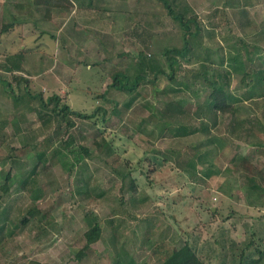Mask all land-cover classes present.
<instances>
[{
	"label": "rangeland",
	"instance_id": "374dc122",
	"mask_svg": "<svg viewBox=\"0 0 264 264\" xmlns=\"http://www.w3.org/2000/svg\"><path fill=\"white\" fill-rule=\"evenodd\" d=\"M227 1L174 2L177 9L180 3L190 5L204 28L190 38L174 81L158 76L156 85L168 92L157 96L150 83L130 92L108 86L116 70L132 78L140 72V53L164 64V49L183 44L182 28L161 0H98V12L84 21L75 13L77 3L69 10L45 9L35 0H0V226L5 223L0 264H111L120 246L133 264H155L152 247L159 242L188 243L206 264H231L250 230L264 235V131H258L264 95L243 98L248 87L242 82L243 70L264 59V0H236L231 9ZM102 7L114 10L106 13ZM16 55L24 60L11 72ZM211 66L232 71L230 92L241 98L244 117L259 118L253 126L234 130L231 115L218 114L215 121L204 117L206 111L196 115L198 99L204 101L209 89L185 84ZM13 74L29 78L28 88ZM40 92L44 98L59 94L78 111L105 107L109 121L71 117L76 126L66 132L65 121L57 128L54 113L45 111L39 96L33 98ZM170 99L168 110L162 109ZM180 108L185 122H207L208 130L173 136L169 113L177 115ZM39 113L50 123L45 125ZM69 136L74 141L66 149ZM104 138L113 153L97 146ZM80 145L91 154L81 152L84 159L75 162L70 148L79 153ZM10 171V190L4 192L1 185ZM128 172L136 179V194L130 178L124 180ZM31 208L40 212L31 216ZM88 212L101 218L104 232L93 244L96 250L79 261ZM111 220L120 221L117 230Z\"/></svg>",
	"mask_w": 264,
	"mask_h": 264
},
{
	"label": "trees",
	"instance_id": "16d2710c",
	"mask_svg": "<svg viewBox=\"0 0 264 264\" xmlns=\"http://www.w3.org/2000/svg\"><path fill=\"white\" fill-rule=\"evenodd\" d=\"M165 6V8L168 10V14L179 23L180 27L183 30V44L180 46H171L166 47L163 51V58H164V64L158 62L156 59L151 58L149 59L143 52L139 54L140 56V72L137 73L133 78L129 75H126L125 72L122 70H116L112 72V82L109 84L108 87H115L119 90H126V91H134L136 90L141 84H147L150 83L153 85V91L158 96L159 94L167 95L166 90L164 88H160L156 85V82L158 81L159 75L167 76L171 81H174L175 78V67L180 62V58L185 57L191 48V40L190 38L196 37L200 35L203 31V23L202 20L197 12L194 11V9L188 5V4H181L180 3V9H177V5H175L176 0H161ZM36 5L43 7L45 9H63L64 7L69 8V10H72L74 5L71 0H35ZM235 3H237L236 0H228L225 4V7L234 6ZM176 6V7H175ZM179 7V6H178ZM224 8V9H226ZM233 7H230V9ZM70 12V11H69ZM13 26V22L10 24H5L3 26V30L7 31L10 26ZM247 48V47H246ZM248 49V48H247ZM246 49V50H247ZM259 50V49H258ZM249 51V50H247ZM25 52V51H23ZM248 53V52H247ZM251 54V52H249ZM14 58L17 59L15 64H13L11 67L13 69H10L11 72L17 71L22 66L24 58L20 57L19 55H16ZM233 60L236 58H232ZM167 65V67H165ZM234 64H232L233 66ZM257 67L253 70H243V78L242 82L245 83V85L248 87L246 94L243 96V98L248 99L249 98H255V95L263 96L264 95V59L261 60L259 64L256 65ZM169 67V71L166 70V68ZM234 69L233 71H235ZM223 69L218 68L217 66H211L209 69L202 70L194 74V77L192 81L189 83H186V87L192 85V86H198L202 85L209 89L204 101H201L198 99V108L199 111L197 112V116L199 117V114L203 111H206L204 114V117L208 119H214L215 121L218 114L221 115H231L232 118H230V124L229 129L232 127L237 130H239L241 127H247L249 125L253 126L254 122H258L259 118L249 119L247 117H244L243 114H241V110H239L238 102L241 100L240 97L235 96L230 92V83H231V70H227L226 73H223ZM13 78L16 82L22 83L24 82L26 84V88H28L30 79L26 78L22 74H13ZM8 86H12L11 83L7 84ZM107 91V89H106ZM29 95V94H28ZM33 98H37L39 96L40 98V104L43 108L48 107L53 113V120H55L56 123H58L57 128H59L62 125V122L65 121L66 132L71 127H75V121L72 120L71 117H79L81 119L90 120L93 121L95 124L103 123L106 124L109 121L108 110L105 107L97 106L92 112H83L75 110L71 107L70 104L67 102H64L62 97L59 94H53L49 98H44L43 93L40 92L39 94H33ZM98 97H105V93H100ZM16 99V98H15ZM173 101V99H170V101L164 102V108L168 110L167 104ZM173 103V102H172ZM181 111L177 115H174L173 113H169V117L173 118L174 120L171 122L169 132L175 137H182L187 136L191 134H196L199 132H205L208 130V124L207 122H201L200 126H195L189 122H185L186 112L180 108ZM179 110V108H178ZM41 112V111H40ZM40 114V113H39ZM180 114V115H179ZM43 115H46V113L40 114V119H42V122L46 125L50 123L46 120V118H43ZM184 115V117H183ZM18 121V119H17ZM216 123V122H214ZM260 128L258 131H264V122L261 124L259 122ZM57 131V129H56ZM74 141V137L69 136L67 140L63 142L64 145H66V149L71 146V143ZM97 146L106 148V154H110L114 152L113 144H110L109 141L104 138L103 144L97 143ZM71 151L75 154V162H79L84 159V155L80 154L85 153L86 155L90 156L91 152L88 148H86L84 145L79 146V153L75 152L70 148ZM57 152V151H56ZM55 152V153H56ZM46 152L38 153L39 159H42V156H44ZM9 155L8 157H10ZM39 166V162L35 164L34 169L31 172V176H33L36 173V169ZM74 163H70L69 170H73ZM154 169V167H153ZM126 177H129V188L132 190L134 194L138 192V187L136 183V179L132 177V172H128L127 175H124V180ZM132 177V178H131ZM12 180V172H8L6 175L5 183L1 185V189L4 192H8L10 190V182ZM24 183H27L26 180H23ZM123 187V186H122ZM123 190V188H121ZM36 212H40L35 208H31L29 210L30 215H35ZM4 215V214H3ZM4 217V216H3ZM41 217H43L41 215ZM87 217L90 219L89 227L84 232L85 242L83 247L77 252V259L79 261H82L84 258L87 257L90 251H95L96 249L93 247V244L98 242L102 234L104 232L101 218H99L98 215L93 214V212H88ZM5 218V217H4ZM6 220V219H5ZM24 223L29 222V219L26 217L22 220ZM118 223L114 224L115 230H117L116 227L120 224V221L118 220H111L109 223ZM145 222L146 231L149 232L150 228L147 227V221ZM0 230H5V223L0 226ZM250 234L246 238L245 241H241V245L237 251H235L233 255V259L231 261V264L237 263V264H258L261 262V260L264 258V248L262 244H264V235L259 232L258 230L252 229L249 232ZM114 239H116L114 237ZM239 243V244H240ZM164 245V242L157 243L155 251L156 253L160 254L163 253L160 258L159 264H205V262L201 259L200 255L196 251L195 247L191 246L188 243L183 244L180 247H171L168 250H162V247ZM160 249V250H159ZM128 257L129 254H127ZM125 256L122 258L118 254V259H116L111 264H132L134 261L132 257L130 259H127ZM128 260V261H127ZM27 264H49V263H43L37 260H30Z\"/></svg>",
	"mask_w": 264,
	"mask_h": 264
},
{
	"label": "crops",
	"instance_id": "0c3cea01",
	"mask_svg": "<svg viewBox=\"0 0 264 264\" xmlns=\"http://www.w3.org/2000/svg\"><path fill=\"white\" fill-rule=\"evenodd\" d=\"M72 2H73V4H75L76 5V3H77V5H78V7H76L77 8V11L75 12V13H77L78 12V17L79 18H81L83 21L84 20H86V19H89V18H93L95 15H96V13L98 12V0H71ZM101 1V0H100ZM102 1H106V2H108L109 3V0H102ZM21 3L22 2H16V4L17 5H21ZM97 5V6H96ZM101 9V11H103V12H106V13H111V10H114V9H112L111 8V10H108L107 8H105V7H102V8H100ZM73 12V11H72ZM71 12V13H72ZM48 14H46V15H51L50 14V12H47ZM70 13V14H71ZM11 14H12V12H11ZM75 26L77 27V22H76V24H75ZM75 27V28H76ZM94 28V27H93ZM90 35H92V33H90V32H88ZM103 35V34H102ZM71 35H67L66 37H67V39L70 41L71 40V37H70ZM95 43V41H93L92 40V43ZM72 44H70L69 45V47L67 46L64 50L65 51H68L69 50V48H71L70 46H71ZM68 48V49H67ZM147 240V238L145 239V241ZM171 247H175V246H166V243H164V245H163V247H162V250H168V249H170ZM155 248H156V244L152 247V251H153V257H154V260H155V264H159L160 263V261H159V258H160V256L162 255V254H164V252L163 253H156V251H155ZM160 250V249H159ZM117 253H116V255H117V257H118V254H119V256H121L122 258H124L125 256H127V254H129V253H127V251H126V247L125 246H120L119 247V250L118 251H116ZM151 257L152 256H150V259H151ZM201 257V256H200ZM116 259H118V258H116ZM115 259V260H116ZM202 259V258H201ZM114 260V261H115ZM203 260V259H202ZM204 261V260H203ZM134 262V261H133ZM133 262H132V264H133ZM205 262V261H204ZM111 263H113V262H111ZM205 264H206V262H205Z\"/></svg>",
	"mask_w": 264,
	"mask_h": 264
}]
</instances>
